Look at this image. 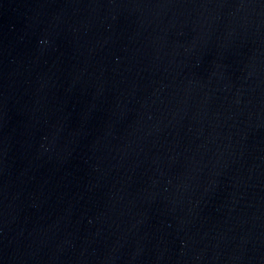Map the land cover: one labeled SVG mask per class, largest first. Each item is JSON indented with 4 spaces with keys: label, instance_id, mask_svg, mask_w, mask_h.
<instances>
[{
    "label": "water",
    "instance_id": "95a60500",
    "mask_svg": "<svg viewBox=\"0 0 264 264\" xmlns=\"http://www.w3.org/2000/svg\"><path fill=\"white\" fill-rule=\"evenodd\" d=\"M0 264H264V0H0Z\"/></svg>",
    "mask_w": 264,
    "mask_h": 264
}]
</instances>
